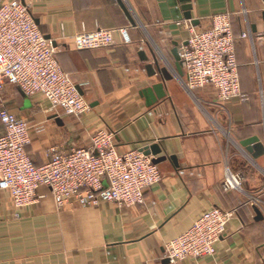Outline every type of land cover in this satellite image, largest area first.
<instances>
[{"label": "crops", "instance_id": "0c3cea01", "mask_svg": "<svg viewBox=\"0 0 264 264\" xmlns=\"http://www.w3.org/2000/svg\"><path fill=\"white\" fill-rule=\"evenodd\" d=\"M122 1L135 26L117 0H29L38 29L56 43L61 69L90 110L67 116L7 83L0 108L28 122L26 152L36 166L51 159L50 147H86L106 129L119 153L158 145L161 153L151 157H165L157 164L162 179L133 208L101 203L58 210L40 187L37 203L17 211L0 190V264H264V0ZM217 15L230 18L246 100L221 103L209 87L190 92L175 72L172 52L187 43L188 27L207 29ZM96 29L112 31L114 44L77 51L73 37ZM154 58L173 79L164 82L165 97L147 107L142 91L161 82L147 70ZM250 139L263 155L254 158L242 145ZM227 172L240 175V190L222 189ZM213 207L237 211L215 256L167 262L166 243ZM256 211L262 220H255Z\"/></svg>", "mask_w": 264, "mask_h": 264}, {"label": "built area", "instance_id": "2783aa9c", "mask_svg": "<svg viewBox=\"0 0 264 264\" xmlns=\"http://www.w3.org/2000/svg\"><path fill=\"white\" fill-rule=\"evenodd\" d=\"M189 37L178 49L183 83L190 92L211 88L221 103L241 93L228 15L212 17L207 29L188 27ZM129 43L125 30H120ZM77 51L108 48L114 44L112 31L96 29L73 37ZM57 48L40 32L30 13L29 0H4L0 5V91L4 84L15 86L26 97L44 98L52 109L81 117L90 110L57 60ZM0 190L9 194L17 211L37 203V191L45 187L58 210L66 206L95 208L111 203L118 208L144 204V190L162 179L151 156L140 150L119 153L114 133L100 129L86 147L48 149L51 159L36 166L26 152L30 144L29 124L0 108ZM241 177L227 172L224 191L240 190ZM18 218V215H15ZM237 217L236 209L213 207L181 236L164 246L171 263L201 259L216 254V244Z\"/></svg>", "mask_w": 264, "mask_h": 264}, {"label": "water", "instance_id": "95a60500", "mask_svg": "<svg viewBox=\"0 0 264 264\" xmlns=\"http://www.w3.org/2000/svg\"><path fill=\"white\" fill-rule=\"evenodd\" d=\"M120 7L123 9L125 15L128 17L130 23L132 25H136L134 20L132 19V17L130 16V13L127 9V7L125 6V4L123 3L122 0H117ZM184 2H188L189 0H182ZM183 10L185 11V19L186 20H191L190 17V7L189 6H185L183 7ZM35 24L37 25V22L35 21ZM193 25H197V21H192ZM45 38L47 40H50L52 43L53 47H57L56 43L54 41L51 40V38L49 36H45ZM175 63H174V68H175V72L178 75V77L183 78V72H182V68H181V63H180V59H179V55H178V51H177V45H175V49L172 52ZM143 60H146L145 57H141ZM153 63L154 66L147 67V70L149 71V76H154V75H158L160 77L161 82L157 83L155 85H153L150 88L145 89L144 91H142V94L145 98V102H146V106L150 107L152 105H154L158 100H161L165 97L166 93L164 90V82L165 81H169L173 79V76L168 74L167 72V67H160L159 62L157 61L156 58L153 59ZM78 92L80 95H82L81 91L79 88H77ZM27 103H29V101H27ZM243 146H245L247 148V151L249 153H252L254 158L260 157L261 155H263V147L258 143V141L256 139H250L248 141H246L245 143H242ZM252 146V147H249ZM141 152H143L144 155L146 156H157L161 153V148L158 145H153L151 147L142 149ZM165 157H160V158H155L153 159V163L154 164H159L160 162L164 161ZM174 161V158H173ZM256 221L262 220L263 217L260 214L259 211H256ZM167 260V259H166ZM168 262V260H167Z\"/></svg>", "mask_w": 264, "mask_h": 264}, {"label": "rangeland", "instance_id": "374dc122", "mask_svg": "<svg viewBox=\"0 0 264 264\" xmlns=\"http://www.w3.org/2000/svg\"><path fill=\"white\" fill-rule=\"evenodd\" d=\"M77 208H79V207H77Z\"/></svg>", "mask_w": 264, "mask_h": 264}]
</instances>
